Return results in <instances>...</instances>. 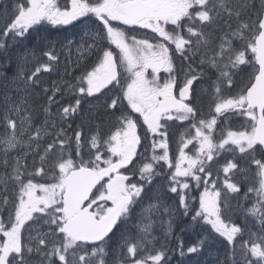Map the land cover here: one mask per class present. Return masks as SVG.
Instances as JSON below:
<instances>
[{
    "label": "snow or ice",
    "instance_id": "6c2138e0",
    "mask_svg": "<svg viewBox=\"0 0 264 264\" xmlns=\"http://www.w3.org/2000/svg\"><path fill=\"white\" fill-rule=\"evenodd\" d=\"M173 260L264 264V0H0V264Z\"/></svg>",
    "mask_w": 264,
    "mask_h": 264
},
{
    "label": "flooded vegetation",
    "instance_id": "af4514ba",
    "mask_svg": "<svg viewBox=\"0 0 264 264\" xmlns=\"http://www.w3.org/2000/svg\"><path fill=\"white\" fill-rule=\"evenodd\" d=\"M161 74H164V73L162 72ZM173 150H174V145H173ZM194 194L196 195V193H194ZM178 230H179V228L177 229V232H178ZM186 234H187V238H188V243H186L185 237H183V240L185 242V245L194 243L195 242V239H196V236L193 233H191V232H185V233H182L181 235H183V236L185 235L186 236Z\"/></svg>",
    "mask_w": 264,
    "mask_h": 264
},
{
    "label": "rangeland",
    "instance_id": "374dc122",
    "mask_svg": "<svg viewBox=\"0 0 264 264\" xmlns=\"http://www.w3.org/2000/svg\"><path fill=\"white\" fill-rule=\"evenodd\" d=\"M63 2H64V0H61V3H63ZM75 31H77V29L69 27L68 32L65 33V34L70 35V34H72V33L75 32ZM165 75H166L165 73H164V74H161L162 77L165 76ZM141 131H142V130H141ZM196 195H198V193H196ZM177 234H178V235H181L180 230H178ZM181 236H182V238L184 237L183 235H181ZM195 240H196V239H195Z\"/></svg>",
    "mask_w": 264,
    "mask_h": 264
},
{
    "label": "trees",
    "instance_id": "16d2710c",
    "mask_svg": "<svg viewBox=\"0 0 264 264\" xmlns=\"http://www.w3.org/2000/svg\"><path fill=\"white\" fill-rule=\"evenodd\" d=\"M184 237H185L186 243H188L187 234H186V236L184 235ZM175 262H176V261H175V260H173V264H176Z\"/></svg>",
    "mask_w": 264,
    "mask_h": 264
},
{
    "label": "bare ground",
    "instance_id": "6f19581e",
    "mask_svg": "<svg viewBox=\"0 0 264 264\" xmlns=\"http://www.w3.org/2000/svg\"><path fill=\"white\" fill-rule=\"evenodd\" d=\"M176 263V262H175Z\"/></svg>",
    "mask_w": 264,
    "mask_h": 264
}]
</instances>
